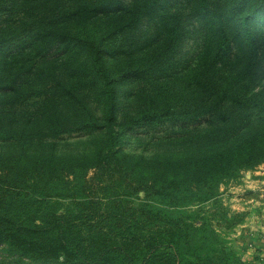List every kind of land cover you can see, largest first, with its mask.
<instances>
[{
	"label": "trees",
	"instance_id": "obj_1",
	"mask_svg": "<svg viewBox=\"0 0 264 264\" xmlns=\"http://www.w3.org/2000/svg\"><path fill=\"white\" fill-rule=\"evenodd\" d=\"M36 5L32 22L37 29L17 31L23 35L13 43L36 49L37 59L45 61L76 49L87 56L77 72L97 88L101 116L79 110L55 133L99 129L101 145L92 160L0 157V243L19 258L55 264H237L202 202L211 199L215 205L222 179L264 161V91L242 93L254 64L264 59V33L240 14L241 1L38 0ZM260 9L264 0H254L247 13ZM100 15L116 18L113 39L104 42L105 31L83 39L72 35L86 34L89 18ZM142 20L147 21L143 42H130L154 43L152 54L112 75L106 60L127 51L131 44L124 35ZM189 37L200 46L191 94L178 102L148 95L138 110L120 116L116 84L174 69L170 53ZM121 123L206 128V143L233 141L235 147L226 154L198 156L193 164L169 161L143 177L120 152ZM210 215L230 227L240 213L228 215L217 207Z\"/></svg>",
	"mask_w": 264,
	"mask_h": 264
},
{
	"label": "rangeland",
	"instance_id": "obj_2",
	"mask_svg": "<svg viewBox=\"0 0 264 264\" xmlns=\"http://www.w3.org/2000/svg\"><path fill=\"white\" fill-rule=\"evenodd\" d=\"M247 22L253 30L264 33V9L258 14H249L254 0H240ZM38 0H0V157L48 158L92 160L101 145L102 131L59 132L61 126L70 125L79 110L89 108L100 117L101 106L97 101V88L81 79L77 72L78 63L86 62V55L79 49L63 52L58 57L40 60L35 50L21 47L13 42L17 31L35 32L34 6ZM247 10L246 12L244 10ZM248 14V15H247ZM118 18V15H117ZM116 18L105 15L90 17L84 33L72 32L78 38L96 37L105 31V41L115 30L112 24ZM66 20L61 25H65ZM147 21L142 20L127 34L124 40L136 38L143 42ZM78 26L72 29H78ZM258 29V30H257ZM83 32V31H82ZM89 35V36H88ZM2 36V37H1ZM8 37L7 42L1 39ZM196 38L189 37L181 46L170 53L174 69L156 78H132L117 83L119 115L126 110H138L142 99L148 95L157 99L166 98L173 102L182 101L191 94L190 75L194 72L197 53ZM126 45V52L120 58H108L106 65L112 75L135 67L151 55L153 43L140 46ZM34 47V46H33ZM28 49V50H27ZM264 59L253 66V73L244 80V94L264 91ZM31 70V71H30ZM36 72L51 73L40 77ZM16 79L12 85L11 82ZM264 94V92H261ZM121 119V117H120ZM124 130L120 142V152L127 154V161L135 174L146 176L169 161H189L195 163L202 155L228 153L234 148L233 141L217 146L215 141L205 142L206 128H175L171 126L129 125ZM208 138V136H206ZM215 142V143H214ZM141 192H139L140 194ZM216 201L202 202L208 209L210 224L228 241L237 258V264H264V245L261 243L259 223L264 217V161L251 168L241 169L238 176L222 179L216 188ZM226 210L228 215L240 213L236 224L226 227L216 215H210L215 208ZM210 210V211H209ZM0 264H55L34 262L26 256H17L6 244L0 243Z\"/></svg>",
	"mask_w": 264,
	"mask_h": 264
},
{
	"label": "crops",
	"instance_id": "obj_3",
	"mask_svg": "<svg viewBox=\"0 0 264 264\" xmlns=\"http://www.w3.org/2000/svg\"><path fill=\"white\" fill-rule=\"evenodd\" d=\"M259 228H260V231L262 232L261 235V243L264 245V217H262V221L259 223Z\"/></svg>",
	"mask_w": 264,
	"mask_h": 264
}]
</instances>
